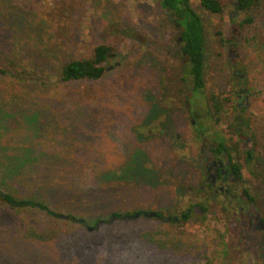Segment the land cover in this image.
Returning a JSON list of instances; mask_svg holds the SVG:
<instances>
[{
	"label": "rangeland",
	"instance_id": "374dc122",
	"mask_svg": "<svg viewBox=\"0 0 264 264\" xmlns=\"http://www.w3.org/2000/svg\"><path fill=\"white\" fill-rule=\"evenodd\" d=\"M189 3L204 31L205 83L200 95L181 92L169 75L172 65L152 52L151 40L166 38L171 25L158 0H0V39L39 47L57 61L82 56L99 43L117 49L99 79L64 85L38 78L13 88L7 79L0 80V87L6 88L2 97L15 102L2 110L15 125L13 135L28 133L41 160L18 186L20 193L29 189L42 194L53 207L89 220L88 226L109 219L113 212L161 211L165 218L188 206L191 188L200 183L207 148L215 143L211 136L197 135L207 126L195 118L193 126L189 111L208 107L206 93L221 86L226 91L228 71L238 70L256 91L244 93L249 106L243 116L264 114V51L237 39V24L246 12L235 8V0H227L222 14L208 12L199 0ZM250 14L255 19L252 29L264 37V7ZM132 37L139 46L136 51ZM225 38L231 39L229 44ZM243 79L237 89L246 87ZM34 109L41 114L38 130H30L31 122H26ZM168 128L172 134L165 132ZM259 169L264 170V162L248 164L240 185L261 186L264 191L262 176L254 177ZM255 202L264 211V194ZM207 215L179 226L187 231L185 240L160 238L162 247L156 245L167 254L162 264H204L201 255L205 250L210 255L219 238L233 252L223 264H264L263 233L233 234L218 220L219 213L216 219ZM103 225L96 228V235ZM108 244L115 248L111 240ZM97 264H106L104 256Z\"/></svg>",
	"mask_w": 264,
	"mask_h": 264
},
{
	"label": "trees",
	"instance_id": "16d2710c",
	"mask_svg": "<svg viewBox=\"0 0 264 264\" xmlns=\"http://www.w3.org/2000/svg\"><path fill=\"white\" fill-rule=\"evenodd\" d=\"M164 1L173 14L169 16L164 13L167 23L171 25L167 28L166 38L154 42L151 40L154 43L152 52L172 65L169 75L174 77L181 92L193 91L200 95L205 83L202 19L189 0ZM199 2L212 14H222L227 5V0ZM234 6L247 15L237 24L240 30L237 36L239 44H257L264 51V37L256 35L258 33L252 29L251 23L255 19L250 14L257 8L262 9L264 0H235ZM172 17L175 19L172 20ZM178 36L181 37L180 43L176 42ZM131 41L132 48L138 50L137 40L132 37ZM225 41L229 44L231 39L225 38ZM235 44L231 43L234 47ZM29 45L13 38L0 39V80L7 79L13 85L9 86L11 88L38 78L43 81L53 78L64 85L84 79H99L106 73L107 62L113 57L111 55L117 53L115 46L99 43L82 56L57 61L43 49ZM236 76L228 71L224 84L228 89L225 91L221 86L216 91L206 93L211 121L218 125L227 122L235 131L240 125L236 115L241 112L236 97L239 84V77ZM244 77L246 92L256 94L254 88L247 84V77ZM4 89L0 87V263L97 264L100 257L104 256L106 264L112 263L111 260L118 264H162L167 254L157 247H162L160 238L185 240L187 231L179 229V226L185 225L191 218V208L181 210L175 215L176 219L171 217L170 221L163 217L161 211H155V216L147 219L143 211L113 212L110 217L113 216V221H116L109 222L110 217L101 221L104 224L100 229L102 233L96 235L99 230L96 231L95 227L100 220L91 225L93 230L89 232L86 228L89 220L81 215L77 216L70 209L53 207L48 198L32 193L29 189L20 193L18 186L24 185L20 183L34 173V168L41 165V160L36 155V147L28 139V133H22L19 137L13 135L15 125L10 123L8 114L2 110H9L15 106V102L2 97ZM32 111L26 117V122H31L30 130L32 127L38 130L41 114L37 109ZM232 113L234 119L231 118ZM164 115L167 117L168 114ZM242 120L257 156L264 162V114L248 112ZM50 127L56 130L54 124ZM224 148V139L220 137L212 150L220 152ZM199 177L202 183V176ZM56 189L61 190L59 186ZM136 213H139L137 218H127ZM145 226L150 227L146 229ZM109 240L115 248L109 246ZM211 247L210 255H207L206 250L201 255L204 264H223L230 257V248L223 238H219Z\"/></svg>",
	"mask_w": 264,
	"mask_h": 264
},
{
	"label": "flooded vegetation",
	"instance_id": "af4514ba",
	"mask_svg": "<svg viewBox=\"0 0 264 264\" xmlns=\"http://www.w3.org/2000/svg\"><path fill=\"white\" fill-rule=\"evenodd\" d=\"M164 1V0H161ZM159 6H160V1ZM162 12L173 16L172 12ZM175 17H172L174 20ZM176 42H181V37L176 38ZM233 73L238 75L239 83L243 80V74L238 70H234ZM246 88H238L236 91V97L239 100L240 113L236 115V119L240 123L238 129L235 131L233 126L229 123L214 124L211 121L210 111L208 107L197 110L193 107L190 110V115L193 118L190 123L194 126L195 119L203 120V123L207 126V131L204 133H198L197 135L204 138L211 136L209 139H215V143L207 148V156L203 164L202 183H199L196 187L193 186L191 193L192 200L186 208H191L192 219H203L207 213L215 218V215L219 213L220 222L226 225L228 231L237 235L251 231L254 233L264 234V211L256 205L255 199L263 197L264 191L261 186H242L240 183L242 180V173L248 164L252 162L261 161L257 156L255 149L252 145L251 138H249L247 131L244 127L243 112L248 109L247 96L244 94ZM187 108L189 109L188 105ZM199 116V118H198ZM232 119L235 116L232 113ZM166 133L172 134V129H165ZM176 138L179 135H174ZM223 137L225 148L220 152L213 151V147L216 146V140ZM253 165L252 171H247L248 175L251 176L250 172L255 171ZM264 170L259 169L256 177L262 176L264 179ZM196 206H199L201 210H198ZM208 216V215H207ZM218 216V215H217ZM168 221L171 217H165ZM172 219H176V216H172ZM253 233V232H252ZM254 236V235H253ZM258 248L255 245V250ZM233 253L229 251V254ZM249 256V255H248ZM250 261V260H249Z\"/></svg>",
	"mask_w": 264,
	"mask_h": 264
},
{
	"label": "water",
	"instance_id": "95a60500",
	"mask_svg": "<svg viewBox=\"0 0 264 264\" xmlns=\"http://www.w3.org/2000/svg\"><path fill=\"white\" fill-rule=\"evenodd\" d=\"M158 1H160V8L163 9L164 11H168V7L166 6L165 1H161V0H158ZM111 56H115V55L112 54ZM116 64H118V62H117ZM110 68H111V67H110ZM196 208H197L198 210H201V209L199 208V206H196ZM143 215L146 216V217H154V216H155V211H150V212H147V213L144 212ZM138 216H139V213H136L135 215H133V216H129V217H127V218H128V219H135V218H137ZM112 220H113V216L110 217L109 222H111ZM100 223H101V221H99V223L96 225L95 228H97V227L99 226ZM87 230H88V231H92V230H93V227H91V226H87Z\"/></svg>",
	"mask_w": 264,
	"mask_h": 264
}]
</instances>
